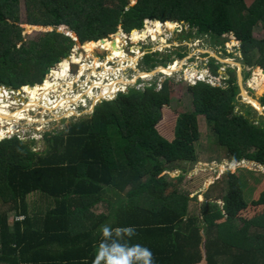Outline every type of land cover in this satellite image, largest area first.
Here are the masks:
<instances>
[{
    "label": "trees",
    "instance_id": "trees-1",
    "mask_svg": "<svg viewBox=\"0 0 264 264\" xmlns=\"http://www.w3.org/2000/svg\"><path fill=\"white\" fill-rule=\"evenodd\" d=\"M23 3L27 24L50 30L35 38L24 35ZM148 19L156 20V27L180 23L189 28L180 41L208 38L229 59L236 53L226 48L224 36L234 34L241 42L237 58L258 68L254 83L264 89V39L255 36L258 26L264 29V0L251 5L246 0H0V89L33 85V91L26 90L42 95L47 88L40 90L45 85L39 84L78 45L70 35L94 51L93 43L115 33L116 42L120 26L131 33L144 29ZM115 42L108 39L101 50L111 51ZM121 42L120 51L125 49ZM181 50L176 54L183 59L189 53L187 47ZM77 54L62 62L53 78L67 79L74 61L83 57ZM159 54L145 56L149 70L169 66L171 58L159 60ZM206 57L219 77L224 65ZM224 77L220 86L207 81L189 86L193 111L180 113L174 140L158 130L175 93L172 80H166L144 89L129 87L98 104L92 115L47 133L44 152L19 136L0 141V264H104L101 246L112 244L147 247L153 264H264V173L262 186L247 200L245 180L229 170L199 202L200 212L191 207L199 197L183 190L190 169L166 175L175 165L200 161V116L231 162L247 159L264 166V116L241 104L236 69L228 68ZM250 77L245 73V81ZM260 102L264 106V96ZM238 106L243 110L237 112ZM36 193L54 199L44 218L31 217L28 198ZM101 205L108 213L97 212ZM11 213L26 219L12 225ZM105 227L111 236H104ZM126 228L135 231L115 232ZM111 255L116 264H143L126 252Z\"/></svg>",
    "mask_w": 264,
    "mask_h": 264
},
{
    "label": "rangeland",
    "instance_id": "rangeland-1",
    "mask_svg": "<svg viewBox=\"0 0 264 264\" xmlns=\"http://www.w3.org/2000/svg\"><path fill=\"white\" fill-rule=\"evenodd\" d=\"M249 5L253 4L255 0H246ZM135 3V2H134ZM22 26L25 28L24 35L26 36H31L32 38L37 37L41 32L50 30V28H45L41 26H32L27 24V13H26V7L25 4L23 3L22 7ZM149 27V28H148ZM161 27H163L162 30ZM67 28L62 27L60 28L61 31L65 32ZM124 31L126 35L129 37L133 32L128 33L126 32L122 27H119V31ZM189 28H184L180 25L176 24H165L163 23L162 26L156 27L154 23H147L146 24V29L140 30L141 34V40L139 41H133V40H128V43L126 42V39L124 38L123 44L125 45V50L123 51L126 53L129 58H139L138 63L133 67V66H128L127 70L120 72L119 75H124L123 78L127 80H134L135 76H137L141 72H146L149 73L148 71H153L149 70L150 66H146V63L144 61V58L146 54L153 53L157 54L159 52V56L157 58L159 60H163L164 58H171L170 60H166V62L170 61L169 66L165 67L168 68V71L172 69L173 67L176 66V63L178 62L179 66L181 67L179 72L176 73H170L167 74L164 72H158L155 76H153V73H149L150 75L147 76L148 78L141 77L140 74V79L138 81H132L130 82V87H137L139 89H144L145 87H150L152 83H164L166 80H172L171 85L173 86V90L175 91L172 99V105L171 106H166L164 107V116L163 120L160 122L158 126L159 132L166 138L170 140H174L175 138V129L177 125V120L180 115V113L184 112H190L193 111V98L191 93L189 92V86L190 85H195L198 79L206 80L210 83H212L215 86H220L224 84V80L228 68H233L236 69L237 71L239 70V67L237 64H226L221 61V64H223V69L224 74L220 73L219 77H216L215 75L212 74L211 67L209 66V57H206V55H210V57H214L215 55H219L220 57L227 59V60H233L238 63H241L240 60L237 58L238 56H241L240 52H237L239 48L241 47V42L237 40L234 34H229L224 36V38L227 39L226 42V48H228L230 53H236L235 57L236 58H225V53L221 48L220 44H213L211 41L208 40V38H195L191 41H180L179 37L187 31ZM194 32V31H192ZM196 32V31H195ZM116 34V33H115ZM115 34L110 36V39H114ZM196 34V33H195ZM76 36V35H75ZM120 37L122 36V33L119 35ZM255 36L258 39H264V29L262 26H258L255 30ZM117 37L116 35V48L112 49L111 51H103L101 50L102 44L100 43H93L92 45L97 46V48L93 51L92 50L87 51L86 47L88 46H83L81 41H78V45L75 46V49L73 52L76 51L80 52L81 59L84 60V62L93 65L95 62L96 63H106L109 61V59H113L114 54H112L116 49H118L119 54L120 52L118 46H117ZM127 44V45H126ZM184 47V50H181L180 52H186V47L188 51V56L185 58H180L176 52L181 48ZM91 53V54H89ZM111 55V56H110ZM139 56V57H138ZM75 57H73L74 60ZM115 61L110 60L108 62V68H111L113 70H117L122 66V63L119 62L118 59H114ZM83 62V63H84ZM129 65L131 64L130 61ZM128 64V63H127ZM177 64V65H178ZM82 66V63H73L72 64V69L70 72V76L65 79L63 76L58 75L55 78L49 76L46 78L48 82H45V87H43L40 90H43L45 88L46 90V84L49 87V80H57L61 78L58 82L66 84L72 82L74 78H77L79 76L80 68ZM170 66H173L170 68ZM145 67V68H144ZM148 67V68H146ZM159 67H164L162 64ZM221 69V70H223ZM148 70V71H147ZM257 69L245 67L244 69V79H245V73H251V77L248 80H244V85L246 90L248 91L249 94L253 95L257 100L260 101V98L264 96V89L259 86V89H257L254 79L257 74ZM97 74H100L104 72L105 70L102 67H99L97 69ZM93 69L86 70L85 75L79 79L74 86L71 89H74V91L68 90V87L66 85L62 86L59 90L58 93L52 94V97L54 100H59L62 98L66 97H74L76 95H79L83 93L84 89L88 88L89 83L88 77L89 75H92ZM188 72V73H186ZM202 73V75H201ZM88 75V76H87ZM187 75H189L187 77ZM194 75V76H193ZM196 75V76H195ZM54 76V75H53ZM115 75H111V79H114ZM98 77L95 74L92 75V79L90 80V83L92 84L93 81L98 80ZM118 78V77H116ZM144 78V79H143ZM109 79H106V82H108ZM137 82V83H136ZM136 83V84H135ZM128 84V83H126ZM119 86L117 88H120L118 91L116 89V92H120L121 90L125 91L127 90V85ZM47 87V88H48ZM4 88V89H3ZM161 88V87H160ZM7 89V90H6ZM32 89V88H31ZM159 89V88H158ZM26 90V89H25ZM67 90V91H66ZM98 88L95 90L98 92ZM160 90V89H159ZM10 91V92H9ZM33 91V89H32ZM5 92L8 93V101L10 102V112L17 111L18 113H15L16 116L13 115L12 118L8 119L7 121L2 122L0 125L2 128L6 124H12L10 121H20L19 123L15 124V131L12 134H7L6 136H19L22 138L25 142L32 143L34 146H32L33 150L38 151V152H44L48 149L47 143H46V135L47 133L50 132H58L60 130H63L70 122L77 121L78 119L84 118L88 115H92L95 111L94 109V99L91 97L86 98L85 104H80V105H74L73 108L77 112L76 115H71L66 117L67 109H62L57 110L56 112L52 113L49 111H44L42 108L38 109H30L29 110V115H31V118H28L25 116L23 113V107L25 105L29 104L30 100L29 98L32 97H38V95L33 94L30 90H21L17 89L14 90L12 88L8 87H2L0 89V98H3L5 96ZM2 93V94H1ZM115 91L108 90L107 91V96L104 99H113L117 95ZM5 98V97H4ZM79 96H77V99ZM103 100V99H101ZM100 100V101H101ZM111 101V100H110ZM1 104V100H0ZM241 104H248V100L244 97H242ZM79 106V107H78ZM93 106V107H92ZM17 107V108H16ZM96 108V107H95ZM243 107L238 106L236 111H242ZM42 112V113H41ZM13 114V113H12ZM53 114H57L61 117L60 120L56 119ZM79 115V116H78ZM44 120V121H43ZM41 121V122H40ZM6 122V123H5ZM200 127L202 131V141L200 145L198 146V151L200 154V161L198 163H192V164H179L175 165L177 169L168 171L166 173L167 176L169 177H175L181 174L185 168H189L190 172L188 175V180L186 184L184 185L185 191H188L189 193L192 194V196H198V202L194 200L191 203V207L195 212H200V204H199V199L204 200V191H207L206 188L207 184H213L218 179L222 178L229 170H232L234 173L236 172L240 176L243 177L245 180V184H248L247 186H244L245 190V195L247 200L250 199L252 193H253V188L255 184H258L259 182L262 181L263 179V173H264V166L261 164H258L256 161L253 160H244L241 161L240 163H235V161L231 162L228 159L227 152L225 149H222L221 147L217 146L214 143V136L213 132L211 131L210 126L207 123L206 117L205 116H200ZM5 136V137H6ZM0 136V141L9 139ZM226 170L228 171H224ZM226 176L223 177L225 179ZM222 179V180H223ZM221 180V182H222ZM228 192V185L223 183V193L226 194ZM35 199L38 200L39 202L35 203V206L39 212H47L51 208L54 207V199L50 198L42 193H36ZM223 195V194H222ZM33 195H30V198L32 200ZM33 199V200H35ZM221 204H224L221 200L218 201ZM98 213H103L106 214L108 213L107 208L103 205L100 206L99 209H96ZM23 217L21 215H16L15 213L10 214V221L11 224L13 225L16 221H23ZM106 262V261H105ZM106 264V263H104Z\"/></svg>",
    "mask_w": 264,
    "mask_h": 264
},
{
    "label": "bare ground",
    "instance_id": "bare-ground-1",
    "mask_svg": "<svg viewBox=\"0 0 264 264\" xmlns=\"http://www.w3.org/2000/svg\"><path fill=\"white\" fill-rule=\"evenodd\" d=\"M120 33H122L121 37L119 36ZM137 34L139 35V34H141V32H138V30H136V31H134L131 34L130 37L128 35H126L125 32L122 31V30L120 32H118L117 33V35H118V37H117V42H118L117 46H118V48L120 49V46L122 44L121 41L124 40V38L126 39L127 43H128V40H133L134 42L141 40V37L135 38V36ZM101 44H102V42H101ZM124 50L120 51L122 53L119 54V53H117L118 49H116L112 53V54H114L115 58L109 59V61H107L106 63H100V62L96 63L95 62L93 65H91V64H88V63L84 62V60H82L81 58L75 60L74 63H77V64L78 63H82V66H81L80 72H79V76L77 78H74V80L72 82L69 81L68 84H66L67 81L65 82V84L58 82L61 78H59L57 80H54V81H51L48 88H47V84H46L47 90L42 95H39L38 97L29 98L30 102H29V104L25 105V107H23V110H24L23 113L24 114L26 113L25 116L28 119V118H31L30 117L31 115H29L30 114L29 113L30 109L42 108V109H44V111H49V112L54 113L57 110H60V108H61V110L62 109H67V113L65 115L66 117L71 116V115H76L77 112L75 111L73 106L74 105L85 104L86 98H88V97L93 98L95 104H97L98 102H100L101 99H104L107 96V91L108 90H112V91H115V93H117L116 89L118 91L120 88H117V87H119L120 85L123 86L126 83H128L126 85H129L130 82L137 81L138 75L135 76L134 80H127V78L126 79L123 78L124 75H119L120 72L127 70L128 66H133L134 67L138 63V60H139V58H132V57L129 58L127 55H125L126 53L123 52ZM114 59H118L119 62L121 61L120 63H122V66L120 68H118L117 70H113L111 68H108V66H107L108 62H110V60L115 61ZM128 61L131 62L130 65H129ZM177 64H178V62L176 63L175 67L170 66V68L171 67H173V68L170 69L169 71H168V68H162L158 72H162V73L164 72V74L165 73L170 74V73L179 72L181 67L179 66V64L178 65ZM99 67H102L105 71L100 73V74H97V72H98L97 69ZM87 69H89V70L93 69L94 72H92V75L95 74L97 76H100V77H98V80L95 79V81H93V83L91 84L90 80L92 79V75H89L88 81H87L89 83V86H88V88L84 89L83 93H81L79 95H76L74 97H66V98H62V99H59V100H54V98L52 97V94L58 93L60 88L62 86H64V85H66L68 87V90L74 91V89H71V88L74 86V84L79 79H81L85 75ZM149 73L141 72L140 74H141V77L148 78L147 76L150 75ZM157 73L154 72L153 76H155ZM186 73H188V72H186ZM112 74L115 75L114 79H111V75ZM53 75L54 74L52 73V77H53ZM201 75H202V73H201ZM188 76L189 75H187V77ZM116 77H118V78H116ZM107 78L109 79L108 82H106ZM28 88H31V87H28ZM97 88L99 89L98 92L95 91ZM27 90H29V89H27ZM77 96H79L78 99H77ZM4 97L0 98V100H1V104H0V125L2 124L3 120L7 121L8 119L12 118L13 115L16 116L15 113H18V110H19L18 109L17 111L10 112V102L8 101V93L7 92H5V96ZM247 100H248V102H251L252 104L257 106L258 108H260V105L256 101H253L251 99H247ZM53 115H54V117L56 119H58V120L61 119V117L59 115H57V114H53ZM10 122H12V124H6V125L3 126V128L0 126V136L5 137L7 134H12L15 131V124L19 123L20 121L19 120L18 121L14 120V121H10Z\"/></svg>",
    "mask_w": 264,
    "mask_h": 264
},
{
    "label": "water",
    "instance_id": "water-1",
    "mask_svg": "<svg viewBox=\"0 0 264 264\" xmlns=\"http://www.w3.org/2000/svg\"><path fill=\"white\" fill-rule=\"evenodd\" d=\"M136 3H134V5H135ZM172 23H176V22H172ZM70 29H66L65 30V33L68 35H70V33H68L67 31H69ZM61 31V30H60ZM64 31V30H63ZM134 31H136V30H134ZM133 31V32H134ZM72 36V35H71ZM78 38V41H80V39H79V37H77ZM109 39V37H106V38H103V39H101L98 43H100V42H102V43H104V42H106L107 40ZM91 42H94V41H91ZM113 42H115V39H113ZM114 48H116V44H114ZM78 53V52H77ZM76 53V54H77ZM76 54H74V55H76ZM78 56H79V54H77ZM73 55H71V56H69V57H67V58H63L62 60H61V62L60 63H58L55 67H54V69L51 71V73L50 74H48V75H46V78H48L49 76H51L52 75V73H53V71L54 70H56V69H59V67H60V65L62 64V62H64L65 60H69V61H71V59H73ZM216 59H218L219 61H221V62H223V63H226V64H237L238 65V67H239V70H238V78H239V85H240V88H241V97H244L245 98V100L246 99H251V100H253V101H256L259 105H260V108H258L257 106H255L254 104H252L251 102H248V104H250V105H252L256 110H258L259 112H260V114L261 115H263L264 116V106L262 105V103L259 101V100H257L254 96H252L251 94H249L248 93V91L246 90V88H245V85H244V69H245V66L242 64V63H238V62H236V61H233V60H227V59H224V58H222V57H220L219 55H215L214 56ZM162 68H165V67H158L157 69H155V70H153V71H151L152 73H154V72H158L160 69H162ZM263 70V69H262ZM224 69L223 70H220V72L221 73H223L224 74ZM150 72V73H151ZM263 72H264V70H263ZM143 73H146V72H143ZM140 79V73L138 74V80ZM137 80V81H138ZM47 81V79L45 80V82ZM45 82L44 83H42V84H39V85H43V84H45ZM137 83V82H136ZM135 83V84H136ZM130 85H132V84H130ZM130 85H128V86H130ZM26 88L27 87H32V88H35V86H33V85H27V86H25ZM25 87H23L21 90H24V91H26L25 89ZM128 89V88H127ZM103 101H107L106 99H103V100H101L100 102H98L97 104H94V109H95V107L98 105V104H100V103H102ZM79 116V115H78ZM26 141V140H25Z\"/></svg>",
    "mask_w": 264,
    "mask_h": 264
},
{
    "label": "clouds",
    "instance_id": "clouds-1",
    "mask_svg": "<svg viewBox=\"0 0 264 264\" xmlns=\"http://www.w3.org/2000/svg\"><path fill=\"white\" fill-rule=\"evenodd\" d=\"M154 21H156V20H154ZM166 23H168V22H166ZM176 25H180V26L183 27V25L180 24V23H177ZM120 27H122V26H120ZM144 29H146V28L144 27ZM144 29H142V30H144ZM139 31L140 30H138V32ZM109 39H110V37H109ZM134 231H135L134 228L116 229L115 230L117 235H121L123 233H127L128 235H132L134 233ZM103 234H104L105 237H109V236L112 235V233L109 231V229L107 227H105L103 229ZM118 252H126L128 255L136 256L140 260H142L143 264H153V253L147 247L136 245V246H134V247H132L130 249H124V248L118 247L115 244L102 245L101 246V256H108L109 257V264H116V261H114V259L112 258L111 254L112 253H118Z\"/></svg>",
    "mask_w": 264,
    "mask_h": 264
},
{
    "label": "crops",
    "instance_id": "crops-1",
    "mask_svg": "<svg viewBox=\"0 0 264 264\" xmlns=\"http://www.w3.org/2000/svg\"><path fill=\"white\" fill-rule=\"evenodd\" d=\"M168 139V138H167ZM170 140V139H169ZM223 177V176H222ZM221 179V178H220ZM262 182V181H261ZM261 182H259L258 184H255L254 185V188H253V193H252V195H251V197L250 198H254V196H255V193L257 192V190L262 186V184H261ZM216 183V182H215ZM215 183H213V184H215ZM212 184V185H213ZM210 185V186H209ZM210 183L209 184H207V186H209L208 188H206V190L208 191L209 190V188L212 186ZM248 184H246V186H247ZM207 191H204V194H203V198H204V200L202 201V200H200V202H201V204L205 201V194L207 193ZM217 194H222V191L221 190H219V191H217ZM37 195V194H36ZM36 195H33V197H32V200H31V198L29 197L28 198V202H29V205H30V207H31V217H34V218H40V217H45V215L47 214V212H39L38 213V210L37 209H35L36 208V206H35V203H37V202H39L38 200H36L35 199V197H36ZM33 199H35V200H33ZM200 204V205H201ZM54 206H55V204H54ZM105 263L106 264H109V257L107 256V258L105 259Z\"/></svg>",
    "mask_w": 264,
    "mask_h": 264
},
{
    "label": "built area",
    "instance_id": "built-area-1",
    "mask_svg": "<svg viewBox=\"0 0 264 264\" xmlns=\"http://www.w3.org/2000/svg\"><path fill=\"white\" fill-rule=\"evenodd\" d=\"M153 22H155L153 19H148V20H146V22H145V28H146V24H147V23H151V24H152ZM141 31H142V30H141ZM141 31H139V32H141ZM68 35H69V34H68ZM70 36H71V35H70ZM71 37H72L76 42H78V38H75V37H73V36H71ZM76 46H77V45H76ZM74 49H75V47H74ZM74 49H73V51H74ZM73 51H72V55L75 56L74 54H76V51H75V52H73ZM146 55H147V54H146ZM53 69H54V68H53ZM53 69H52V70H53ZM52 70H51V71H52ZM198 80H199V81H197L196 83H198V82H200V81H206V80H202V79H198ZM207 82H208V81H207ZM209 83H210V82H209ZM211 84H212V83H211ZM129 87H130V86L127 85V88H128V89H129ZM3 89H4V88H3ZM128 89H127V90H128ZM127 90H126V91H127ZM126 91H125V89H124V90L118 92L117 95L115 96V98L118 96L119 93H121V92H126ZM115 98L110 99V100H114ZM106 100H109V99H106ZM5 138H11V136H6V137H4L3 139H5ZM235 163H240V162H236V161H235ZM225 171H228V170H226V168H225ZM231 171H232V170H231ZM22 217H23L22 219H24V220L26 219L24 216H22ZM24 220H23V221H24ZM16 222H21V221H16Z\"/></svg>",
    "mask_w": 264,
    "mask_h": 264
}]
</instances>
